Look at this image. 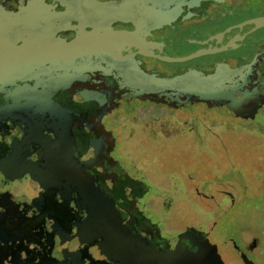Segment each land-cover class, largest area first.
<instances>
[{"label":"flooded vegetation","instance_id":"af4514ba","mask_svg":"<svg viewBox=\"0 0 264 264\" xmlns=\"http://www.w3.org/2000/svg\"><path fill=\"white\" fill-rule=\"evenodd\" d=\"M263 16L264 0H0V49L133 36L117 55L21 68L0 85V264H209L216 228L239 263L264 264L243 193L214 202L195 182L205 222L177 230L169 195L120 146L136 126L213 123L216 108L226 121L264 114Z\"/></svg>","mask_w":264,"mask_h":264},{"label":"rangeland","instance_id":"374dc122","mask_svg":"<svg viewBox=\"0 0 264 264\" xmlns=\"http://www.w3.org/2000/svg\"><path fill=\"white\" fill-rule=\"evenodd\" d=\"M236 53L234 47L227 50V55ZM214 113L217 117L213 123L186 119L167 123L166 132L162 133L156 125L148 129L136 126L135 136L123 138L120 146L157 182V191L169 195L164 205L167 222L175 224L177 230L195 225L197 220L200 224L205 222L203 202L195 197L193 185L208 182L207 192L214 202L223 203L221 189L231 191L237 198L241 193L248 198L247 220L255 233L261 231L264 245V215L249 216L260 208L261 214L264 212V114L255 122H237L228 115L226 121L222 109L216 108ZM222 234L216 228L217 256L209 264H223L222 256L226 263L229 259L230 264H241L230 244L223 243Z\"/></svg>","mask_w":264,"mask_h":264},{"label":"water","instance_id":"95a60500","mask_svg":"<svg viewBox=\"0 0 264 264\" xmlns=\"http://www.w3.org/2000/svg\"><path fill=\"white\" fill-rule=\"evenodd\" d=\"M255 28L264 26V16L253 20ZM133 36L129 32L106 30L103 33L77 36L66 40L62 38L39 39L19 45L1 46L0 85L10 79L15 70L21 68L46 67L55 63L73 60L82 55L103 53L117 55L125 42ZM202 52L195 53L199 55Z\"/></svg>","mask_w":264,"mask_h":264}]
</instances>
